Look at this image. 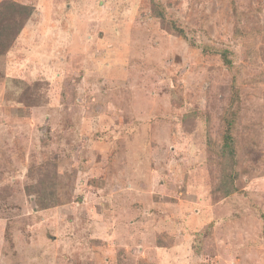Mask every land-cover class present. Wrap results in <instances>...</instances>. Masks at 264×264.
Instances as JSON below:
<instances>
[{
  "label": "rangeland",
  "instance_id": "374dc122",
  "mask_svg": "<svg viewBox=\"0 0 264 264\" xmlns=\"http://www.w3.org/2000/svg\"><path fill=\"white\" fill-rule=\"evenodd\" d=\"M8 1L0 264H264V0Z\"/></svg>",
  "mask_w": 264,
  "mask_h": 264
},
{
  "label": "trees",
  "instance_id": "16d2710c",
  "mask_svg": "<svg viewBox=\"0 0 264 264\" xmlns=\"http://www.w3.org/2000/svg\"><path fill=\"white\" fill-rule=\"evenodd\" d=\"M160 5L155 4L154 5V15L157 17L159 14H163V10ZM31 8L28 5L25 4H19L16 1H8L4 2L0 5V14L5 17V19L1 22L0 25V52H4L8 49L10 42L13 38H16L20 31L22 30V27L26 20L31 15ZM163 18V15H161ZM9 18H19L14 21V24L10 23V21L5 23ZM162 23L172 32L180 35L185 36V31L181 27H179L175 21H167L165 19H162ZM228 61V60H226ZM235 139L230 134H226L224 136L223 144H219L217 141H210L208 145V151L211 152V154H217L219 156L218 159H216V163L218 164H227L226 159L231 157L233 160L235 159ZM230 158V159H231ZM236 169L235 173L233 171V174L230 175L231 179H229L227 185L228 187L231 186L228 190H226V194H229L230 192L236 191L237 188L235 187V177H236ZM228 176V175H227ZM229 178V177H228ZM45 206V205H43Z\"/></svg>",
  "mask_w": 264,
  "mask_h": 264
}]
</instances>
